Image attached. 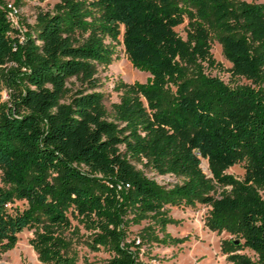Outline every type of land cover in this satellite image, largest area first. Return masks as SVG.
<instances>
[{"label":"trees","instance_id":"16d2710c","mask_svg":"<svg viewBox=\"0 0 264 264\" xmlns=\"http://www.w3.org/2000/svg\"><path fill=\"white\" fill-rule=\"evenodd\" d=\"M8 5L0 0V252L27 230L39 264H77L71 238L82 227L91 250L110 253L104 264H143L145 244L184 240L167 231L178 222L167 207L202 204L205 227L230 235L228 262L264 264V4L57 0L32 24L17 14L18 25ZM213 38L230 78L249 84L207 72L220 67ZM119 43L149 77L116 83L108 109L98 73ZM138 165L180 181L160 185ZM234 165L242 179L227 172Z\"/></svg>","mask_w":264,"mask_h":264},{"label":"rangeland","instance_id":"374dc122","mask_svg":"<svg viewBox=\"0 0 264 264\" xmlns=\"http://www.w3.org/2000/svg\"><path fill=\"white\" fill-rule=\"evenodd\" d=\"M12 4L14 0H6ZM57 0H22V4L17 8L18 14L29 24L34 23L37 11L39 9L48 10L53 7ZM246 1L254 3H263L264 0H233ZM185 24L178 26L176 31L185 37ZM123 33V29L121 30ZM122 35V34H121ZM120 35V41L122 36ZM116 53L112 63L106 68H100L98 76L100 77V90L105 93V104L108 109L113 102L119 100V93L114 90L116 83H133L135 81L145 82L149 74L137 70L128 60L124 47L121 43L116 46ZM211 53L220 67L207 70V72L215 77H218L223 82L233 85L249 84L243 78L231 79L228 69L231 63L226 59L223 53V48L217 38L211 41ZM2 100L8 98L5 88L1 91ZM145 174L157 181L160 185L171 186L180 181L179 178L172 175H158L153 171L142 168ZM202 170L206 175H209L206 161H202ZM237 179H242L244 169L242 165H234L227 170ZM17 205L22 206V202H17ZM170 217L177 220V223H172L167 226V231L171 236L184 239L176 245H162L158 243H147L142 247L140 259L143 264H231L226 260V256L221 253L220 243L224 239H229L230 235L223 232L217 234L214 231L208 230L204 225L209 207L196 204L193 208L188 207H167ZM75 224V222H74ZM146 224L142 222L140 225H131L129 227L128 239H136L139 236L140 229ZM160 235V234H159ZM32 236V231L24 230L19 234L18 242L11 250L0 252V264H39L37 254L29 244V239ZM72 251L78 255L77 264H83V259L91 264H104L110 257V253L101 249L93 251L87 246V241L90 239L89 232L79 227L77 235H72ZM246 254L255 258L252 251L245 250Z\"/></svg>","mask_w":264,"mask_h":264},{"label":"built area","instance_id":"2783aa9c","mask_svg":"<svg viewBox=\"0 0 264 264\" xmlns=\"http://www.w3.org/2000/svg\"><path fill=\"white\" fill-rule=\"evenodd\" d=\"M9 8H10V11H9V17L11 20H13L14 24L15 25H18L17 24V20H16V15L18 14V11L16 8H14L13 6H11V4L8 5Z\"/></svg>","mask_w":264,"mask_h":264}]
</instances>
